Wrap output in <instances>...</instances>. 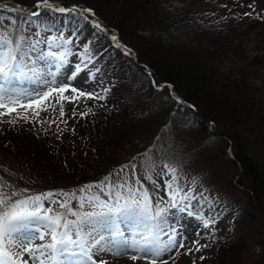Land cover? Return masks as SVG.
Here are the masks:
<instances>
[{
    "label": "trees",
    "instance_id": "trees-1",
    "mask_svg": "<svg viewBox=\"0 0 264 264\" xmlns=\"http://www.w3.org/2000/svg\"><path fill=\"white\" fill-rule=\"evenodd\" d=\"M139 1L138 7L133 9L129 0H55L60 6L76 9L75 12L67 14L37 9L34 7L37 0L0 1L7 7L40 11L39 18H32L36 24L49 26L50 23L58 22L59 24H56L58 30L66 29L71 43L90 37L88 42L90 51L75 60L76 68L79 66L81 70L79 72L74 70L73 73L85 75L87 73L90 77L92 84L82 89L83 91L99 92L105 96L103 100L81 97V100L89 104L90 112L86 113L82 109L80 115L73 120L67 116L65 122L67 130L62 138H55V134L49 133L48 128L42 133L38 132L31 121L16 119L14 113L11 116H1L0 176L9 184L27 189L28 195H34L48 191L78 190L84 185L96 184L105 177H112L115 172L122 169L123 172L134 173L139 179L141 165L136 163V160L140 154L136 157L129 156L124 152V145H127L129 135L143 132L139 129L143 123V116L149 114L160 103L168 104L166 106L169 113L166 115L159 112L160 116H156L158 121L164 122V125L159 127L161 133L157 135L162 136L161 134L165 133L164 136H168L167 138L173 137V130L172 133L166 131L168 125L166 123L172 120L169 115L178 113L183 116L185 120L183 131L192 128L197 133L196 138H203L206 132L214 130L215 123L229 122V118L234 116L233 109L227 111L230 105L227 98L224 100L225 92L218 93L217 87L208 81L211 77L209 70L203 69L202 66L199 69H188L185 59V62L183 60L179 62L174 58L179 50H172L171 32L184 33L189 37L198 30L193 26L192 19L195 17L187 18L189 13L182 7L178 12H174L175 8H167L164 1L153 0L155 8L153 18H157L156 23L149 26L130 25L132 28L129 31L128 23H133L136 15L143 16L142 10H147L150 0ZM85 8L91 9L95 15L83 12ZM0 15L16 19L17 23H28L27 12L3 11ZM262 15L260 20L247 26L250 36L247 41L255 47L254 56L257 61L264 60L260 53H264V13ZM20 16H25V21H20ZM45 19L48 21L47 25L40 23ZM4 22L9 23V20L5 19ZM94 22L99 23L103 31L95 28ZM128 31L133 39L141 38L143 46L135 48L125 43L122 35L129 33ZM113 32L117 34L116 41L112 39ZM71 43H66L65 47L70 48ZM117 43L121 47H117ZM122 46H126L130 54L123 52L122 49H125ZM84 57L87 59L90 57V62L85 63ZM132 60H135L134 65ZM204 70L207 71L205 75ZM105 88L108 89L106 93L103 92ZM164 91L168 92L167 97L162 94ZM176 98L188 105V112L184 114L181 112L178 105L180 103ZM63 108L64 112H70L73 116L77 106L67 101ZM202 109L207 111V116L203 114ZM9 120L13 123H9ZM229 128H225L228 133ZM154 141L156 142V139ZM238 145L242 151V144ZM145 152L149 151H142L141 156H144ZM176 152L171 156H175ZM121 155H125L127 160H122ZM241 156V159H237L249 171V160L247 161L243 154ZM239 162L237 163L240 169ZM126 165L129 167L125 168ZM131 165L136 166L135 171ZM223 193L216 188L208 193L203 189L199 197H194L200 203L188 207L189 215L202 221L208 217H214L216 221H222L224 218L238 221L243 208L232 202L226 203L222 199L216 201L212 198L220 197ZM234 227L237 225L234 224ZM211 229L210 246L216 264H239L236 258L240 250L238 243L230 238L226 242L221 241L217 234L214 236L217 229L214 227Z\"/></svg>",
    "mask_w": 264,
    "mask_h": 264
},
{
    "label": "rangeland",
    "instance_id": "rangeland-1",
    "mask_svg": "<svg viewBox=\"0 0 264 264\" xmlns=\"http://www.w3.org/2000/svg\"><path fill=\"white\" fill-rule=\"evenodd\" d=\"M0 1L7 2L9 0ZM152 1L148 2L147 10H142L143 16L136 15L134 22L128 23L129 31L132 28L130 25L149 26L156 23L157 18H153L155 8ZM161 1L167 4V8H175L174 12H178L179 8L182 7L185 12L189 13L187 18L195 17L192 19L193 26L198 28L189 37L184 33L171 32L173 37L172 50H179L177 55H171H176L174 58H177L179 62L185 59L188 69H199L202 66L203 69L209 70L211 77L208 81L217 87L218 93L225 92L224 100L228 99L230 105L229 108L227 107V111L233 109L234 116L229 118V122L215 123L214 130L205 131L203 138H196L197 133L192 128L189 131H183L185 125L183 116L178 113L169 115L172 120L170 123H166L168 124L166 131L172 133L173 130V137L167 138L168 136H164L165 133H162V136L157 135V133H161L159 127L163 126L164 122L158 121L156 116H160L159 112L168 115V107L166 106L168 104H158L149 114L143 116V123L139 128L143 132L129 135L126 140L127 145H124V152L129 156L134 155L136 157L137 154L141 156L142 151H149L148 155L152 157L153 166L146 167L142 163L145 156H139L136 163L141 165L140 178L138 179V176L131 172L117 171L112 176V183L127 182L136 188H139L142 184L148 190L153 203L159 202L160 206L166 209L168 225L171 227L165 225L168 234H162L163 241L168 240L169 235L173 234L172 229L174 228L178 230L179 235L177 238L183 237L184 243L193 249L190 254H185V249L181 248L183 251L179 249V255L176 254L177 249H172L171 252L162 257V260H167L168 264H216V261L212 258L210 246L209 231L212 230L211 227L217 229L214 236L217 234L221 241L226 242L230 238L238 243L240 250L236 258L239 264H264V60L257 61L254 56L256 53L255 47L247 41L250 37L247 26L256 20H260V16L264 13V0ZM141 2H144V0ZM129 3L130 7L135 9L140 1L129 0ZM244 13H250L251 15H244ZM56 24L59 23H50L51 32H45L44 29L49 26L39 25L37 27L30 23H17L12 26L3 20L0 22V29H5L6 26L8 29L15 27V33L22 34L33 41L43 40L45 35L50 38L53 36L62 37V39H57L56 43L63 46L52 49L58 55L67 53L57 79L61 83H67L78 88V90H82L92 83L87 73L86 75L73 73L76 68L74 62L81 55L89 53L88 42L90 37L77 43H71L70 48L65 47L64 40L71 41L70 37L67 35L66 29L60 28L58 30ZM60 26L62 25L60 24ZM35 32H40V35H33ZM111 36L117 38L115 32L111 33ZM122 36L126 41L125 43L132 47L143 46L140 42L141 38L133 39L130 32ZM41 47L44 46L41 45ZM122 48L125 49H122L123 52L130 54L126 46H122ZM85 49H87V52H85ZM260 53L264 57V53ZM84 58L85 63L90 62V57L88 59ZM177 59L173 60L177 61ZM132 61L134 65L135 60ZM136 65L138 66V64H135V68H137ZM205 72L207 71L204 70V75ZM162 94L167 97L168 92L164 91ZM64 96L70 98L74 97L75 94L68 91L64 93ZM81 99V97L72 101L65 99L61 102L63 107L67 101L77 106L73 116L66 111L63 117L60 116V104L56 103L58 100L57 94H54L47 102L48 111H40L38 118L32 115L31 110L25 113L23 108H18L17 112L21 115H27L28 120L35 125L38 132L42 133L48 128V132L54 133L55 138H62L67 130L65 125L67 124L65 123L67 116L72 117L73 120L74 117L80 115L82 109L86 113L90 112L89 104ZM178 105L183 114L188 112L189 108L186 103ZM141 111L147 112L148 110ZM201 111L204 115H208L206 110L202 109ZM14 114L17 115V113ZM228 127L231 128V130L230 128L228 130L230 133L225 130ZM157 137H160V139H157ZM154 139H156V142ZM194 139L198 140L195 141ZM238 144H242V151H240ZM175 151H177L175 156H171ZM182 152L185 153L182 154ZM241 154L247 161L249 160V171L238 160L241 159ZM125 155L120 156L124 161L127 160ZM184 161H187V163ZM237 162L240 163V169ZM165 163L177 168V184L181 188L177 197V208H172L171 204L167 203L168 190L166 185L167 182L171 181V176L167 174V169L163 168ZM149 176L151 180L147 179ZM137 180L140 181V184L136 183ZM152 181H155V184ZM215 188L224 193L220 197L212 198H215L216 201L222 199L226 203L236 204L238 207L243 208L242 215L238 221L231 218L216 221L214 217H208L204 220L208 221L211 226L206 228L202 220L193 218L187 210L191 204L200 203L199 200L193 198L185 202L182 197L185 194L199 197L198 195L203 189L208 193L215 190ZM92 191L100 195L102 199H107V196L101 193L99 189L94 188ZM161 197H163V200H161ZM54 199L62 200L63 198L55 197ZM206 204L209 203L206 202ZM48 206V203L45 202V207ZM52 207L54 210L63 211L59 209L58 204L52 205ZM72 207H77L76 201H72ZM180 208L185 210L180 211ZM85 210L90 211L92 209L86 208ZM234 224L237 227H234ZM195 240H199L200 245H207V247L195 251L197 245L192 244V241ZM36 243L41 242L36 241ZM101 255L107 261V264H145L144 260L131 262L132 260L126 256L114 257L107 253ZM201 256L204 257L203 260H201ZM24 258L28 259L27 255ZM95 259L99 261L100 257H95ZM157 264H161V261H157Z\"/></svg>",
    "mask_w": 264,
    "mask_h": 264
},
{
    "label": "snow or ice",
    "instance_id": "snow-or-ice-1",
    "mask_svg": "<svg viewBox=\"0 0 264 264\" xmlns=\"http://www.w3.org/2000/svg\"><path fill=\"white\" fill-rule=\"evenodd\" d=\"M34 7L62 14L76 11L58 5L55 0H37ZM3 11L27 12V22L39 27L32 18H39L40 11L7 7L0 3V12ZM83 12L95 15L87 8ZM5 19L12 26L17 24L16 19L0 15V22ZM19 19L23 22L25 16H20ZM40 23L47 25L48 21L45 19ZM94 27L103 31L99 23L94 22ZM51 30L50 26L44 29L45 32ZM15 32V27L0 29V116L17 113L16 119L28 121L27 115L17 112L18 108H23L25 113L31 110L32 115L38 118L40 111H48L47 102L54 94L58 95L56 103L60 104L61 117L64 115L61 102L65 99L105 98L99 92L78 91L76 87L58 81L67 53L58 55L52 49L63 46L56 43L62 37L50 38L45 35L43 40L33 41L22 34L14 35ZM33 35L39 36L40 32ZM112 39L116 40V37L113 36ZM64 43L71 41L64 40ZM117 47L121 45L117 43ZM80 70L77 66L75 72ZM68 91L75 96L66 98L64 93ZM107 91V88L103 89V92ZM176 99L178 103H184L179 98ZM8 122L13 123L12 120ZM144 156L142 163L146 167H152V157L147 152ZM131 167L135 171L136 166ZM163 168L171 176V181L166 185L167 203L172 208H177V197L181 191L177 184V168L168 163ZM147 179L151 180V177ZM136 183L140 184V181L137 180ZM152 183L155 184V181ZM93 188L99 189L107 199L93 193ZM27 192V189L16 188L0 176V264H107L102 253L114 257L126 256L132 261L144 260L145 264H157V261L168 264L162 257L172 249H177V255L181 248L185 249V254L193 251L184 243L183 237L177 238L178 230L174 228L168 240L163 241L162 234H168L165 228L168 225V213L159 202L153 203L142 184L139 188L127 182L114 184L112 177L108 176L103 181L84 185L71 192L48 191L34 195H28ZM54 197L63 199L57 200ZM193 198L185 194L182 200L186 202ZM72 201H76V208L72 207ZM45 202L48 207H45ZM57 204L63 211L54 210L52 205ZM86 208L92 210H85ZM203 222L206 228L210 226L208 221ZM36 241L41 243L37 244ZM192 244L197 245L195 251L207 247L200 245L199 240L192 241ZM25 255L28 259L24 258ZM95 257H100V260ZM203 259L201 256V260Z\"/></svg>",
    "mask_w": 264,
    "mask_h": 264
},
{
    "label": "bare ground",
    "instance_id": "bare-ground-1",
    "mask_svg": "<svg viewBox=\"0 0 264 264\" xmlns=\"http://www.w3.org/2000/svg\"><path fill=\"white\" fill-rule=\"evenodd\" d=\"M181 250L183 251V249H181ZM181 250H180V251H181ZM116 260H117V259H116ZM125 260H126V259H125ZM126 261H128V260H126ZM131 262H133V261H131ZM117 263H118V262H117Z\"/></svg>",
    "mask_w": 264,
    "mask_h": 264
}]
</instances>
